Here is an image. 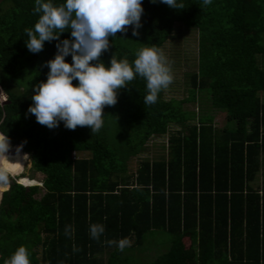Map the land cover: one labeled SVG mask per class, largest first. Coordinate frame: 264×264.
Listing matches in <instances>:
<instances>
[{"label":"trees","instance_id":"16d2710c","mask_svg":"<svg viewBox=\"0 0 264 264\" xmlns=\"http://www.w3.org/2000/svg\"><path fill=\"white\" fill-rule=\"evenodd\" d=\"M59 5L65 0H51ZM184 9L142 0L146 46L163 47L179 27L195 32V69L182 75L185 96L145 105L146 81L139 76L105 107L104 124L68 130L63 122L49 129L28 113L34 86L46 81L45 63L59 41L45 42L37 54L25 46V29L39 19L35 0L0 2V133L11 148L2 160L10 175L30 169L33 180L10 177L0 191V264L19 246L31 264H264V0H177ZM110 37L100 57L136 58L123 40ZM60 41L72 39L70 30ZM65 61L72 63L71 56ZM78 82L73 81V85ZM173 78L170 87L178 86ZM223 114L201 111V100ZM195 103L197 112L184 109ZM227 122H230L227 125ZM119 123L114 137L106 125ZM164 137L165 154L130 160L147 142ZM26 144L17 153V146ZM16 145V146H14ZM105 232L92 239L89 225ZM71 225V237L65 226ZM156 233L168 236L161 250L144 259V245ZM129 238L123 252L107 240ZM186 241V243H185ZM73 245L78 251H73ZM158 248V249H159Z\"/></svg>","mask_w":264,"mask_h":264},{"label":"clouds","instance_id":"9594fccd","mask_svg":"<svg viewBox=\"0 0 264 264\" xmlns=\"http://www.w3.org/2000/svg\"><path fill=\"white\" fill-rule=\"evenodd\" d=\"M159 2L172 9H184V4L177 0ZM203 3L209 5L212 0H203ZM33 11L40 15L33 29L24 30L28 51L37 54L43 50L45 42L59 41L56 55L45 63L49 69L47 79L34 86L33 103L27 110L38 124L54 129L63 122L68 130L87 127L95 133L104 124V108L115 106L119 90L126 88L137 76L146 81L145 105L155 104L159 93L173 82L171 62L156 45L139 49L131 63L127 58L118 60L114 53L108 67L100 60L110 48V37L126 33L129 26L133 36L139 35L144 12L142 0H65L59 5L51 0H35ZM66 29L70 30L72 39L60 41V34ZM69 55L71 64L65 61ZM73 81L78 83L73 85ZM26 143L23 141L17 146V153ZM10 148V138L0 133V158L8 161L6 153ZM9 186V172L0 167V191ZM73 232L71 225L65 226L66 236L71 237ZM89 232L92 239L99 240L105 225L90 224ZM106 243L115 245L121 252L131 246L127 237ZM78 250L73 245V251ZM30 256L28 248L21 245L3 260V264H31Z\"/></svg>","mask_w":264,"mask_h":264},{"label":"rangeland","instance_id":"374dc122","mask_svg":"<svg viewBox=\"0 0 264 264\" xmlns=\"http://www.w3.org/2000/svg\"><path fill=\"white\" fill-rule=\"evenodd\" d=\"M143 30L144 29L142 24V27L138 29L139 32L138 36H133L131 33L130 37H127L123 40V43L129 46V48L134 53H137L139 49L146 46L145 35ZM195 38H196L195 32H193L192 30H186V29L184 30L182 27H179L178 33L170 37L166 41L163 47H159L163 50L165 56L171 62L173 78L179 82L178 86L175 87L169 86L168 88L164 89L165 97L182 98L185 96V90H184L185 86L182 85L181 80H183L182 75L184 73H189L195 69V47H196ZM5 100H6L5 95L2 93L0 89V104L2 105L3 103H5ZM182 107L184 109L193 110L194 112H197L199 110L197 109L195 103L194 104L186 103ZM200 107L202 112L207 110L213 114L215 125L221 124L223 119V114L219 111L212 110L208 105V101H206L205 99L201 100ZM229 124L230 122H227V125ZM118 126L119 123L114 125L113 124L106 125V129L109 135L114 137L115 133H117ZM164 154H165L164 137L151 138L145 145L143 153L130 160V163L128 164V168L131 169L132 171L136 167V163L139 159L146 158L148 160L150 159L153 160L159 158ZM1 159L3 160V158ZM22 169H23L21 170L22 172H19L17 175L22 174L23 176L32 179L33 181L28 185L31 184L40 185L41 175L30 169V164L28 159L24 160L22 164ZM9 177L12 180H16L17 182H19L16 175L11 176L9 174ZM167 239L168 236L166 234L156 233L154 238L151 239V245H144L145 247L142 251L143 258L148 259L154 256L158 252V250H161V248L158 247V246H162L161 242L164 241L166 242Z\"/></svg>","mask_w":264,"mask_h":264},{"label":"bare ground","instance_id":"6f19581e","mask_svg":"<svg viewBox=\"0 0 264 264\" xmlns=\"http://www.w3.org/2000/svg\"><path fill=\"white\" fill-rule=\"evenodd\" d=\"M0 167H3V166H2V159H1V158H0Z\"/></svg>","mask_w":264,"mask_h":264},{"label":"water","instance_id":"95a60500","mask_svg":"<svg viewBox=\"0 0 264 264\" xmlns=\"http://www.w3.org/2000/svg\"><path fill=\"white\" fill-rule=\"evenodd\" d=\"M2 0H0V2H1ZM14 146H16V145H14Z\"/></svg>","mask_w":264,"mask_h":264}]
</instances>
